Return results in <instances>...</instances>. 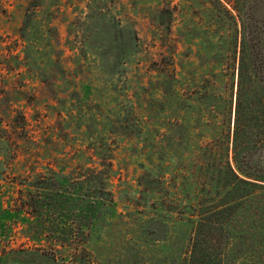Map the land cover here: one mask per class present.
I'll use <instances>...</instances> for the list:
<instances>
[{
    "label": "rangeland",
    "instance_id": "obj_1",
    "mask_svg": "<svg viewBox=\"0 0 264 264\" xmlns=\"http://www.w3.org/2000/svg\"><path fill=\"white\" fill-rule=\"evenodd\" d=\"M218 16L212 0H0V151L20 152H9L14 169L6 176L50 167L65 172L77 157L72 147L107 144L112 152L113 209L94 229L86 262L188 263L180 178L193 154L183 157L181 142L167 144L166 132L178 122V138L186 119L211 139L206 117L197 116V93L205 82L229 84L230 49L221 38L236 35L224 16L220 28ZM235 57L238 63V51ZM169 97L185 100L183 112L167 111ZM189 131L187 145L195 146ZM5 188V195L13 192ZM8 213L3 220L18 230L27 224ZM157 219L169 224L166 238L153 225ZM17 238V245L37 244Z\"/></svg>",
    "mask_w": 264,
    "mask_h": 264
},
{
    "label": "trees",
    "instance_id": "obj_2",
    "mask_svg": "<svg viewBox=\"0 0 264 264\" xmlns=\"http://www.w3.org/2000/svg\"><path fill=\"white\" fill-rule=\"evenodd\" d=\"M212 5L218 10L220 28H226V17L236 35H229L227 41H222L223 32L218 36L230 49L229 84L205 82L197 93L202 109L197 116L202 121L206 117L211 139L205 140L203 129L186 119L177 131L178 138V122L166 132L170 136L167 144L181 142L185 144L183 157L188 151L193 154L183 171L185 175L193 172V178H180L186 209L179 211L185 229L180 239L187 237V264H225L222 260L234 264L239 255L246 264H264V3L212 0ZM170 97L167 111L175 116L181 107L183 112L185 100ZM199 118L195 117L197 124ZM189 130L195 131V146L187 145L192 138ZM148 135L155 136L153 130ZM9 150L14 157L20 153L17 148ZM9 152L6 148L0 151V188L13 190L6 195L0 190V204L7 203L5 209L0 205V264H91L83 258L86 246L113 209L108 188L113 169L109 146L72 147L71 154L77 157L65 172L50 167L14 178L6 176L14 169L6 162ZM4 212L27 224L18 230L17 223L3 220ZM153 225H159L157 231L166 238L168 222L157 219ZM19 235L37 244L17 245ZM225 248V258L219 260Z\"/></svg>",
    "mask_w": 264,
    "mask_h": 264
}]
</instances>
